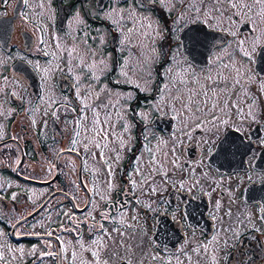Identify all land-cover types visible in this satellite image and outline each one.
<instances>
[{
  "label": "flooded vegetation",
  "instance_id": "1",
  "mask_svg": "<svg viewBox=\"0 0 264 264\" xmlns=\"http://www.w3.org/2000/svg\"><path fill=\"white\" fill-rule=\"evenodd\" d=\"M114 1L0 0V264H264V0H140L122 44Z\"/></svg>",
  "mask_w": 264,
  "mask_h": 264
},
{
  "label": "rangeland",
  "instance_id": "2",
  "mask_svg": "<svg viewBox=\"0 0 264 264\" xmlns=\"http://www.w3.org/2000/svg\"><path fill=\"white\" fill-rule=\"evenodd\" d=\"M147 2L149 4V0H147ZM236 3L239 4L244 9V11L249 10V7L245 5V2H243V0H240ZM113 15H114V17H112ZM218 16H220L219 13H218ZM104 17L110 18V19L114 20L115 22L120 21L122 25L128 24V25L132 26L131 30L128 29V31H125V33L122 34L121 44L123 43V41L129 42L131 39L130 36H132V38H134L135 34L133 33V30L140 29V28H134V26H136V25H141L142 26L141 29H143L144 31L150 32L149 31V25H151L153 23L152 20L155 19L151 15V13L149 12V9L142 5L140 0H129L126 4L121 3L120 0H115L112 4V7L109 9V11H107L105 13ZM216 21H217V19H216ZM42 23H43V26L45 27V29L51 33L52 26L46 17H42ZM57 33L60 36L58 31H57ZM99 37H100V35L97 36L96 48L95 47L90 48L88 54L86 52L82 51L81 42L76 47L77 51L79 52V55H78L79 59L82 57V55H84L85 61L88 65H92L96 61L97 51L99 53L101 52L99 49H97V43L99 41ZM108 37L109 36H107L105 38V41L103 42V46H102L101 50H104V46L107 45V51H108ZM146 40L149 41V46H150V39L146 38ZM146 40L143 39V43H142L143 47L147 45ZM61 51H64V50H61ZM149 54H153L152 50L150 48H149ZM151 65H152V61L149 60V66H151ZM129 66H130V64L128 63L126 69H128ZM108 73L113 74L114 69H112ZM105 77L106 76H105L104 72L97 73L96 71L91 70L88 82L86 83L85 87L83 84L78 89L79 95L81 94L82 89H83V91L85 90L86 91V100H88L91 104L95 101V103H94L95 105H96L97 101H100L101 99L106 98L107 111L111 110L115 114V116L122 115L121 116V117H123L122 120L127 121V120H125V117L132 115V110L128 111L129 115H124L123 109L125 108V105L133 98L132 95H134V94L131 91H120V90H116V89L110 87L107 84ZM125 79H127L128 81L135 82L136 76H134L132 74H128V76H126ZM44 89H45V94H52L53 95L56 92L55 87H54V78L52 75L48 76L45 79ZM146 94H149V98H153V99L159 98V92L155 93L154 91H152V89H149V92H147V93L144 91L138 92L139 96H142V95L146 96ZM59 99H62L60 94H59V97L57 100H59ZM114 110H118V111L114 112ZM98 111H99V109L96 107L97 114H98ZM141 115L149 116V107H146V109H143L141 112ZM121 136L123 138L128 136L130 138V143L132 145L136 144V140L139 137L138 135H136V133H133V131L131 132V129H130V132H129V130H126V132L123 131L121 133ZM124 146L127 147L126 145H124ZM146 151H149V141H148V146H147ZM124 154H125V151L121 150L119 153L120 158H117V160H122ZM145 159H146L145 156H142V157L140 156V158L138 160V162H140L139 172L141 173V175L142 174L146 175L147 169L145 168ZM141 163L143 165H141ZM138 166H139V164H138ZM111 170L113 172H115V169L112 168ZM113 172H111L112 184L118 185V178L116 175H114Z\"/></svg>",
  "mask_w": 264,
  "mask_h": 264
},
{
  "label": "water",
  "instance_id": "3",
  "mask_svg": "<svg viewBox=\"0 0 264 264\" xmlns=\"http://www.w3.org/2000/svg\"><path fill=\"white\" fill-rule=\"evenodd\" d=\"M122 1H124V0H122ZM196 29H197V32L200 31L202 33L201 35H203V36L205 35V33H208V32H204V31H207V30H204V28H196ZM191 30H192V28H191Z\"/></svg>",
  "mask_w": 264,
  "mask_h": 264
}]
</instances>
